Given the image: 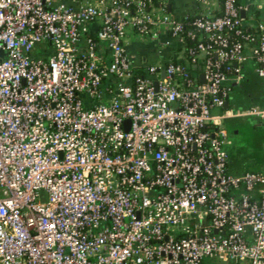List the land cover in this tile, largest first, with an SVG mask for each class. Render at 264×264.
Instances as JSON below:
<instances>
[{"label":"built area","instance_id":"2783aa9c","mask_svg":"<svg viewBox=\"0 0 264 264\" xmlns=\"http://www.w3.org/2000/svg\"><path fill=\"white\" fill-rule=\"evenodd\" d=\"M214 3L0 0V264H264V171L229 173L222 124L264 109L212 114L247 50L264 85V23Z\"/></svg>","mask_w":264,"mask_h":264},{"label":"crops","instance_id":"0c3cea01","mask_svg":"<svg viewBox=\"0 0 264 264\" xmlns=\"http://www.w3.org/2000/svg\"><path fill=\"white\" fill-rule=\"evenodd\" d=\"M74 3V0H69ZM241 17L246 25H255L258 22L264 23V0H238ZM168 10L174 16L185 19L194 15L198 11V0H168ZM213 11L218 9L217 0H215ZM166 39L163 37L162 41ZM137 41V40H136ZM135 39L130 41L129 51L137 59L145 57L148 61H156L160 57H168L173 51V47L156 46L155 48L140 47L136 44ZM136 44V45H135ZM136 46V47H135ZM161 52V53H160ZM247 62L244 66L245 77L238 85H232L233 90L230 94L228 107L213 108L212 114H222L225 109L246 110L253 107L264 109V85L262 79L256 73L255 61L251 57L250 50L246 51ZM242 117L226 118L222 121L225 125L227 121ZM250 118V117H243ZM251 129L243 134L241 143L236 144L229 153L230 163L228 171L233 175H241L246 172H263L264 171V119L254 117ZM226 128V127H225ZM246 128V127H245ZM227 129V128H226ZM239 135V131L235 133ZM246 152V153H245ZM245 153V156H243ZM201 264H240L233 261H222L218 258L207 257Z\"/></svg>","mask_w":264,"mask_h":264},{"label":"rangeland","instance_id":"374dc122","mask_svg":"<svg viewBox=\"0 0 264 264\" xmlns=\"http://www.w3.org/2000/svg\"><path fill=\"white\" fill-rule=\"evenodd\" d=\"M134 39H135L134 37L131 38V41L134 40ZM135 41H136V39H135ZM137 43H142V44H139L140 47L148 46L150 49L153 48V47L155 48L157 46V44H154V43L147 44L145 42L143 43V42H140V41L139 42L136 41V44ZM253 120H255V119L253 118V116H251L250 118H243V117L242 118H237V119H234V120L227 121L225 123L224 127H226L228 132H229V138L228 139H229L230 143L229 144L227 143L226 146H225V148L228 151V153L233 151L232 149L234 148V146L236 144L241 143L243 134L248 129H251ZM238 131H239V135H236L235 133H237ZM245 153H243V156H245Z\"/></svg>","mask_w":264,"mask_h":264},{"label":"trees","instance_id":"16d2710c","mask_svg":"<svg viewBox=\"0 0 264 264\" xmlns=\"http://www.w3.org/2000/svg\"><path fill=\"white\" fill-rule=\"evenodd\" d=\"M217 3H218V9L215 13L216 16H219L222 14V11H223V0H217ZM194 18L193 15L191 16H188L184 19L185 23H189L190 21H192ZM189 45H194V42H191L189 41ZM190 70L194 71L192 67H189Z\"/></svg>","mask_w":264,"mask_h":264},{"label":"water","instance_id":"95a60500","mask_svg":"<svg viewBox=\"0 0 264 264\" xmlns=\"http://www.w3.org/2000/svg\"><path fill=\"white\" fill-rule=\"evenodd\" d=\"M168 10L171 11V7H170V6L168 7ZM0 55H1V54H0ZM201 81L204 82V77H203V75L201 76ZM226 107H228V105H227ZM126 123L129 124V121H127Z\"/></svg>","mask_w":264,"mask_h":264}]
</instances>
